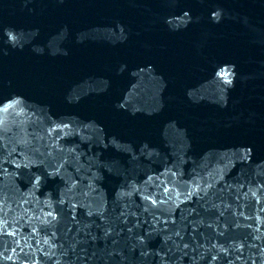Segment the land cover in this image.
<instances>
[{"label":"water","instance_id":"water-1","mask_svg":"<svg viewBox=\"0 0 264 264\" xmlns=\"http://www.w3.org/2000/svg\"><path fill=\"white\" fill-rule=\"evenodd\" d=\"M0 229V264H264V0H0Z\"/></svg>","mask_w":264,"mask_h":264},{"label":"snow or ice","instance_id":"snow-or-ice-1","mask_svg":"<svg viewBox=\"0 0 264 264\" xmlns=\"http://www.w3.org/2000/svg\"><path fill=\"white\" fill-rule=\"evenodd\" d=\"M16 167H20V165H16ZM167 192H168V190L167 189H165V193L167 194ZM188 195L189 196H191L192 195V193L191 192H188ZM153 203H156V201L155 200H153ZM49 215H51V213H49ZM4 233H3V230L2 229H0V235H3ZM188 245H185V247H187ZM0 255H3V253H0ZM6 259H11V257L9 256V257H6ZM217 259V257L216 256H213L212 257V260H216Z\"/></svg>","mask_w":264,"mask_h":264}]
</instances>
